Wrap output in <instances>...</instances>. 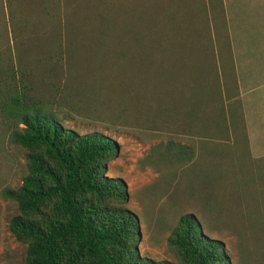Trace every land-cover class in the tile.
I'll use <instances>...</instances> for the list:
<instances>
[{
    "label": "trees",
    "instance_id": "trees-1",
    "mask_svg": "<svg viewBox=\"0 0 264 264\" xmlns=\"http://www.w3.org/2000/svg\"><path fill=\"white\" fill-rule=\"evenodd\" d=\"M59 112L164 138L147 158L175 206L174 262L137 250L125 184L105 173L114 139ZM0 128L26 150L4 190L23 264H233L221 229L235 264H264V151L250 150L222 0H0Z\"/></svg>",
    "mask_w": 264,
    "mask_h": 264
},
{
    "label": "rangeland",
    "instance_id": "rangeland-1",
    "mask_svg": "<svg viewBox=\"0 0 264 264\" xmlns=\"http://www.w3.org/2000/svg\"><path fill=\"white\" fill-rule=\"evenodd\" d=\"M58 114L63 116L61 122L65 126L79 133L99 130L114 139L116 153L107 161L105 173L120 177L125 184L128 194L125 205L138 217L137 250L154 259L165 258L174 262L175 256L167 247L165 238L176 215L175 206L167 202L165 181L147 158L151 145L164 138L155 136L149 130L135 132L122 125H109L64 112ZM256 126L259 127L249 125L252 133ZM258 134L264 135V130H259ZM25 151L18 143L9 141L7 131L0 128V264H23L25 244L13 237L7 225L18 209L15 200L4 190L20 184L21 176L26 171ZM174 203H178L180 209L182 205L185 206L182 200ZM210 235L222 242L230 261L235 264L237 255L233 235L224 229L211 231Z\"/></svg>",
    "mask_w": 264,
    "mask_h": 264
},
{
    "label": "crops",
    "instance_id": "crops-1",
    "mask_svg": "<svg viewBox=\"0 0 264 264\" xmlns=\"http://www.w3.org/2000/svg\"><path fill=\"white\" fill-rule=\"evenodd\" d=\"M235 80L252 154L264 151V0H222ZM249 125H259L250 130ZM262 147V148H261Z\"/></svg>",
    "mask_w": 264,
    "mask_h": 264
}]
</instances>
